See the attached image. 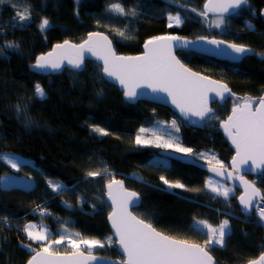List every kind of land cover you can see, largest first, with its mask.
Returning <instances> with one entry per match:
<instances>
[{"label":"trees","instance_id":"16d2710c","mask_svg":"<svg viewBox=\"0 0 264 264\" xmlns=\"http://www.w3.org/2000/svg\"><path fill=\"white\" fill-rule=\"evenodd\" d=\"M15 1L28 8L30 20L23 27L17 26L16 12L0 4V177L31 178L34 186L30 190H8L0 183V264H27L35 253L22 245L39 251L46 244H34L24 235L29 221L36 222L38 228L43 223L51 229L50 239H58L66 226L86 239L104 241L112 236L107 224L110 207L105 199V185L112 176L142 197L140 208L133 212L147 218L165 235L202 245L204 240L191 227L194 220L214 221L216 216L227 219L236 243L227 252L210 251L218 262L246 264L264 253V230L253 223L254 215H241L236 202L239 193L229 206L232 211H226L204 197L207 174L173 161L155 164L153 158L162 159L158 150L135 143L145 120L160 110L165 115H158V120L173 118L179 123L185 147L194 152L211 151L228 166L233 152L218 126L229 115L233 100L223 106L213 105L217 119L206 120L202 130H195L154 103L127 104L118 89L103 79L101 68L94 62H86L81 73L66 70L58 76L41 77L29 71L35 58L55 44L65 40L80 43L91 32L106 34L121 55L140 54L150 38L175 35L242 44L263 56L264 0H248L235 15L225 17V34L209 27L207 17L200 14H208L203 9L206 0ZM113 4L125 9L122 17L113 10ZM131 13L132 17H127ZM177 14L182 17V25L168 27L166 16ZM43 18L49 20L50 27L42 32L39 25ZM9 43L18 47L9 48ZM258 55L236 65L178 53L191 70L225 83L238 97L257 102L264 96V59ZM37 83L45 90L46 98L36 95ZM94 126L104 128L109 135L94 132ZM4 154L19 156L30 165L24 164L16 171L3 162ZM90 171H99L100 175L88 176ZM161 176L184 184L188 190L169 189ZM247 179L262 191L264 199V176ZM50 181L59 182L65 189L53 191ZM220 211L236 213L237 218ZM92 252L113 262L122 261L115 243Z\"/></svg>","mask_w":264,"mask_h":264},{"label":"snow or ice","instance_id":"6c2138e0","mask_svg":"<svg viewBox=\"0 0 264 264\" xmlns=\"http://www.w3.org/2000/svg\"><path fill=\"white\" fill-rule=\"evenodd\" d=\"M7 2L10 0H0V3ZM247 3L248 0H209L205 7L208 11L220 14V18L215 21V26L220 27L226 24L224 13H229L230 9H240ZM112 8L116 12L125 13V9L120 4H113ZM28 13L27 8L23 12L16 13V16L19 17L17 26L23 27V22L29 21ZM168 19L170 21L169 27H172L173 23L179 26L183 22L179 14L169 15ZM48 27H50L49 20L43 18L39 25L40 30L43 32ZM248 27L251 28L252 25L249 24ZM121 35L124 34L121 33ZM190 43L192 42L175 35L157 36L145 43V52L142 56H119L113 50L112 42L107 36L99 32H92L82 43L74 44L65 40L63 43L56 44L52 51L37 57L32 68L40 71L49 69L56 71L64 68L66 62L72 69H81L87 59L85 53H88L98 61H102L103 74L119 83L127 99L135 100L138 95H145V93L137 90L147 88L151 89L153 93H166L170 97L171 103L186 118L189 116L198 117L200 121L217 119L212 114V109L208 107L210 99L208 93L214 92L223 100L227 99L224 93L230 90L226 85H220L216 81H210L207 77L192 72L173 53L174 46L180 44L187 46ZM208 43L219 46L226 42L212 39ZM7 47L14 48L18 45L9 43ZM227 48L231 49L237 57L252 52L248 46L237 43H227ZM35 93L40 99L46 98L45 90L39 83L35 85ZM211 99L214 101L215 97ZM221 126L235 146L236 155L232 160V167L235 172L239 173L240 165L245 164L249 165L244 169L248 173L252 172L254 168L261 169L264 167V97L259 98L255 107H253V101L250 98H245L242 104L236 103L232 109V114L226 121L222 122ZM169 127L174 132L180 131L176 120L171 121ZM92 130L102 136L109 135L104 128L99 126H94ZM144 133H151L152 139L144 138L142 135ZM135 143L172 149L175 152L185 154H192L193 152L191 148L182 147L179 138L172 133H168L167 138H165L163 134L144 127L139 129ZM196 155L198 158L207 160L209 165H216L210 168V171L214 172L216 176H225V165L216 159L214 154L198 153ZM2 158L7 159V156ZM249 162L251 163L249 164ZM8 163L12 168L19 171L15 160H8ZM104 171L107 172V168ZM87 175L98 176L100 172L90 171ZM260 175L264 176V171H261ZM232 176L233 172L227 173V178H232ZM237 178L245 185L247 196H241L240 202L247 213L253 208V198L260 193L242 175ZM160 179L169 188H185V185L178 181L170 182L164 176H161ZM0 180L7 182L4 177H0ZM49 184L53 191L65 189V186L59 182L50 181ZM206 187L225 198L229 196L231 191L219 183L214 184L211 178L206 181ZM107 189V196L113 208L109 220L114 229V236H109L102 241L85 239L80 236V233H74L73 235L78 239H73L72 236L67 238L73 251L61 255L52 246L64 243L65 236L61 235L59 239H50L46 229H37L36 225L28 224L23 229L27 237L32 241H47V243L39 251L31 248L30 245H22L23 248L35 253L27 264H89V261L97 259L93 255L92 249L103 248L106 243L108 245L118 243L122 254L126 257V259L120 262H112V264H214L210 251L215 246L225 247L226 240L232 234L227 219L217 226H213L203 219H195L193 229L206 236L203 246L200 243L165 235L157 231L150 222L138 218L129 211V207L139 201V195L135 191L127 190L123 180L112 179L107 184ZM185 190L188 189L185 188ZM191 190L199 191V189ZM258 215L260 221H264V207L259 208ZM81 245L87 249V253L81 249ZM209 245L212 248H209ZM249 264H264V254H261L258 259L249 261Z\"/></svg>","mask_w":264,"mask_h":264},{"label":"water","instance_id":"95a60500","mask_svg":"<svg viewBox=\"0 0 264 264\" xmlns=\"http://www.w3.org/2000/svg\"><path fill=\"white\" fill-rule=\"evenodd\" d=\"M208 3H209V0H207L206 3L204 4V10L208 14H212V15L220 17L219 13L207 10L205 5H207ZM237 12H238V9L237 10L230 9L229 13H224V17L234 15V13L236 14ZM101 34H103V33H101ZM103 35L106 36L105 34H103ZM87 38H88V35L86 36L85 40ZM108 39H109V37H108ZM184 39H186L188 41H191L192 43L188 44L187 46H184L183 44L174 46L173 53L175 55H176L177 52H189V53H193V54L194 53L195 54H201V55H204L205 57H208V58H211V59H214V60H217V61L227 62V63H231V64H236V65L238 63H241L243 61V58H245L246 56L254 55V52L252 51L251 53H248L245 56L237 57V55L235 53H233L231 49L227 48V42L225 44L217 46V45H213V44L208 43V41L212 40V39H204V38L203 39H196V40H189L187 38H184ZM215 40H219V39H215ZM82 42H80V43H82ZM144 45L142 46V53L140 55H137V56H142L144 54V52H145ZM54 46H52V48L48 52L52 51ZM112 48L114 50L113 44H112ZM48 52H46V53H48ZM46 53H44V54H46ZM115 53H116V51H115ZM41 55H43V54H41ZM41 55H39V56H41ZM117 55H119V54H117ZM39 56H37V57H39ZM85 56L87 57V59L85 60L84 64L82 65L81 69H72L71 66L67 65L66 62H65V67L62 68L61 70H56V71H53V70H50V69L46 70V71H40V70L33 69L32 65L35 63L36 58H37L36 57L34 63H32L29 66V71L31 73L35 74V75L42 76V77H47L49 75H52V76H55L56 74L60 75L61 73H63V71L65 69H67L69 71H72V72H82L84 70V68H85V63L86 62H95V63L99 64V66L101 67L102 61H98L95 57H92L88 53H85ZM119 56H125V55H119ZM131 57H135V56H131ZM101 70H102V68H101ZM191 71L195 72V70L194 71L191 70ZM195 73H197V72H195ZM198 74L200 76L207 77V76L202 75L200 73H198ZM102 76L109 84L115 86L118 89V91L122 94L123 100L126 103L131 104V105H134V104H136L138 102H147V103H150V104L154 103V105L166 108L170 112L174 113L186 125L187 128H191V129H195V130H202L203 129V124H204L205 121H200L198 117L189 116V117L186 118L185 116L181 115L179 109H177L171 103V99H170V97H168L166 95V93H153L151 91V89L141 88V89H138L137 91L141 92V93H145V95H138V97L135 100H129V99H127L124 96V90L122 89V87L119 85L118 82H116V81H114V80H112L110 78H107L103 74V72H102ZM207 79L210 80V81H216L220 85H226L225 83H223L221 81H218V80H214V79H212L210 77H207ZM224 95H225V97L227 99H223L222 100L219 96H216V94L214 92H209L208 96H209L210 99H209L208 107H210L212 109V105H214V104L224 105L228 100H238L239 99L231 90L229 92L224 93ZM212 97H215L214 101L211 99ZM253 107H255V106L253 105ZM232 109H231L230 114L227 116V118L232 114ZM212 114H214V110L213 109H212ZM227 118L224 121H226ZM224 121H222V122H224ZM222 122L219 124V126H218L219 129L218 130H220L224 140L228 143V146L230 147V149L233 152V156L231 158V161H229L228 166L225 167V169H226L225 176H216L214 172L210 171V168L213 167L214 165H208V164L202 163L200 161L198 162V160H196L195 158H193L191 156H188V155L178 154V153H175V152H172V151H167V150H165V151L164 150H160L158 152V155L163 157V158H166L168 160H171V161H177V163L179 162V163H181L183 165H186V166L189 165L190 167L196 168L199 171H202V172H204L207 175L214 176L217 179L223 181V183H226V184L230 185L231 187H233L235 190H237L240 193V195L237 198V204H238L240 213L244 217H250L252 215L253 211H254L255 205L258 202H263L264 201L262 193H261L262 191H260L254 185L259 190L260 195L255 196L253 198V208H252V210L250 212L246 213L244 211V206L240 202V197L241 196H247V193L245 191V185L242 184L241 181L237 177L242 175L245 180L249 181L247 179V177H258V176H261L260 173H261V171H264V167H262L261 169L254 168L252 172L248 173V172H245L244 169L249 167V165L245 164V165H240V169L241 170H240L239 173H237V172H235L233 170L232 160H233V157L236 155L235 146L232 144L230 138L228 137V135L225 133L223 127L221 126ZM250 163L251 162H249V164ZM228 172H233L232 178H227V173ZM117 180H121V179H117ZM249 183H251V181H249ZM107 184L105 185V193H106L105 199H106L107 204L110 207V212H109V214L107 216V224H108V227H109V231L111 232L112 236H114V229L112 228L111 221L109 220V215L112 212L113 208L111 206V201L108 199V196H107V192H108ZM124 187L126 188L125 183H124ZM127 190H129V189H127ZM129 191H131V190H129ZM141 204H142V197L139 195V201L135 202L132 206H130L129 207V211H131L133 213V210L139 208L141 206ZM133 215H135V214L133 213ZM114 239H116V238L114 237ZM115 247H116L117 253L122 257V260L126 259V257H124V255L122 254V251H121L118 243L115 244ZM262 254H264V253H262ZM61 255H64V254H61ZM96 258L97 259L95 261H89V264H112V262H113V261H111L109 259L102 258V257H99V256H96ZM258 258L259 257H257L256 259H258ZM117 262H120V261H117ZM214 264H222V263H220V262H218L217 260L214 259ZM246 264H249V262H247Z\"/></svg>","mask_w":264,"mask_h":264},{"label":"rangeland","instance_id":"374dc122","mask_svg":"<svg viewBox=\"0 0 264 264\" xmlns=\"http://www.w3.org/2000/svg\"><path fill=\"white\" fill-rule=\"evenodd\" d=\"M77 1V3H79L80 2V0H76ZM1 5H9L10 6V8H12L16 13L17 12H23L24 11V9L25 8H27L25 5H23V4H21V3H19V2H17V1H15V0H10V2H7V3H0ZM13 5H15V6H13ZM28 9V8H27ZM120 15H121V17H122V13H120V12H118ZM201 13H203V15H205L207 18L206 19H208V22H209V27L210 26H214V27H216L215 26V21H217L220 17H216V16H211L210 17V15H208V14H206L205 12H200V14ZM29 14V13H28ZM132 13L131 14H128L127 15V17H132ZM172 16H175V15H172ZM168 17L169 16H167V18H166V23H167V25L169 26V23H170V21H169V19H168ZM123 19V18H122ZM30 20V19H29ZM19 21V17H17L16 16V19H15V23H16V25H17V22ZM29 21H26V22H23V24H26V23H28ZM207 22V21H206ZM122 25H123V22H122ZM180 26V25H179ZM172 27H178L177 25H175L174 23H173V25H172ZM218 28V30L221 32V33H227V32H225V30H224V25H221L220 27H217ZM124 29H123V27L122 28H120L119 29V31L120 32H122ZM261 59H264V56H259ZM233 102L234 103H232V107H234L235 105H236V103H243V102H240L239 101V99L238 100H233ZM253 104H254V101H253ZM158 115H165V112L164 111H160V110H157L155 113H152L151 115H149V117L145 120V122H144V124L142 125V127H144V128H148V129H153L154 131H157V132H159V133H161V134H163L164 136H165V138H167V135H168V133H172V135H174L175 137H178L179 138V143H180V145L182 146V147H185L183 144H182V141H181V137H180V131L179 132H174V130H172L170 127H169V125L171 124V121H173V120H175V119H173V118H170L169 120H167V121H161V120H158L157 119V116ZM157 122H159V123H157ZM177 124H178V126H179V123L177 122ZM186 126V125H185ZM179 128H180V126H179ZM136 134H139V131H138V133H136ZM143 135V137L144 138H147V139H152V136H151V133H144V134H142ZM137 136V135H136ZM136 138V137H135ZM139 146H141L142 148H144V147H152L153 149H156V150H158V152L160 151V150H167V151H172V152H175V151H173L172 149H162V148H156V147H154V146H152V145H139ZM175 153H179V154H183V155H187V154H185V153H182V152H175ZM194 153V154H193ZM193 153L192 154H188V155H191V156H193L196 160H198V162L200 161V162H203V163H205V164H208L209 165V163L207 162V160H205V159H203V158H198L197 157V155L196 154H198V153H206V154H214L215 155V157H216V159H218L219 160V158L217 157V155L215 154V153H213V152H211V151H201V152H194L193 151ZM7 156V159H3L2 158V160H3V162L5 163V164H8V166L10 167V168H12L11 167V165H10V163H8V160H15V162L18 164V167L20 168L22 165H24V164H26V165H30V162L29 161H27L26 159H23V158H21V157H19V156H15V155H11V154H4V155H2V157L3 156ZM161 157V156H160ZM162 159H155V158H153V160H152V162L153 163H155V164H158V163H162V164H167V162H168V159H166V158H163V157H161ZM220 161V160H219ZM222 163V162H221ZM223 164V163H222ZM214 165V164H213ZM224 165V164H223ZM214 166H216V165H214ZM12 169H14V168H12ZM14 170H16L17 171V169H14ZM113 178H111V180L112 179H117L116 178V176H112ZM4 178H6V181L7 182H5V180H3V185H2V188H4V189H11V188H18V189H26V188H28L29 187V185L31 184V183H33V186H34V181L31 179V178H18V177H14V176H5ZM209 178H211L212 180H213V182H214V184L215 183H219V184H221V185H223L224 187H226V188H228V189H230L231 191H230V193H229V196L227 197V198H225L223 195H217V193H215V192H212L211 191V189L209 188V187H206V182H205V198H210L211 200H212V202L214 203V205H217V206H219L220 208H223V209H225V208H229V206L231 205L232 206V201H233V199H234V197H236L237 195H238V192H237V190H235L233 187H231V186H229L228 184H226V183H223V181H221V180H219V179H217L216 177H214V176H211V175H208L207 177H206V181L209 179ZM169 189H174V188H169ZM179 189V188H178ZM61 190H57V193L58 192H60ZM178 199V198H177ZM224 202H223V201ZM63 202H64V200H62ZM61 201V202H62ZM217 201H218V203H217ZM237 202V201H236ZM65 203V202H64ZM227 203H229V205L227 204ZM256 211V210H255ZM136 213V212H135ZM145 214H147V210L144 212ZM219 214H220V212H219ZM136 215H137V217H139L140 219H143V220H145L146 221V219L147 218H143L139 213H136ZM234 215L236 216V218H237V214L236 213H234ZM224 219H221V218H219L218 216H216L215 217V220L214 221H208V223H210V224H212L213 226H217V225H219V223L220 222H222ZM147 222V221H146ZM28 224H34V225H36L37 226V223L36 222H34V221H29V222H27L26 224H25V226L26 225H28ZM193 225H194V222L191 224V227H192V230L194 231V232H196L200 237H201V239H203L204 241L206 240V236L205 235H203L201 232H198V231H195L194 229H193ZM261 227H262V229L264 230V221H261ZM41 228H44V229H46L47 230V232H48V234H49V237H51V235L53 234L52 233V231H51V229H49V228H47L43 223H42V225H41ZM37 229H40V228H38L37 227ZM65 229H67V231H65ZM25 233V232H24ZM75 232H73L72 230H70L69 229V227L68 226H66V227H64V231L62 230H60V236L61 235H63V236H65L66 237V239H65V241H64V243H62V244H60V245H53L52 247L54 248V249H60V250H64V251H66V252H68V253H70V252H72L73 251V249H72V247H71V245L69 244V242H68V237L69 236H72V238L73 239H78V237H75L73 234H74ZM24 235H26V237H27V234L25 233ZM59 236V237H60ZM28 238V237H27ZM84 238V237H83ZM59 239V238H58ZM86 239V238H85ZM236 238H235V234L232 232V234H231V236H230V238H228L227 240H226V246L225 247H223V248H221L220 246H215L214 248H212V246L211 245H209L208 247L209 248H212V250H211V252H213V253H222V252H227V251H229V249H234V248H231V247H233V245L235 246V243H236V240H235ZM28 240L29 241H31V242H33L34 244H40V245H43V244H45V243H47V241H32V240H30L29 238H28ZM113 244H111V245H108L107 243L105 244V246L104 247H107V248H109V247H111ZM204 244H202V246H203ZM44 246V245H43ZM32 248V247H31ZM81 249L83 250V251H86L87 252V249L83 246V245H81ZM97 249V248H96ZM236 249V248H235ZM28 250V249H27ZM94 249H92V251H93ZM29 251V250H28ZM30 252V251H29ZM250 257V256H249ZM248 257H246V258H244L245 260L244 261H247L248 259H247ZM253 260V259H252ZM251 261V260H250ZM249 262V261H248ZM247 263V262H246Z\"/></svg>","mask_w":264,"mask_h":264},{"label":"bare ground","instance_id":"6f19581e","mask_svg":"<svg viewBox=\"0 0 264 264\" xmlns=\"http://www.w3.org/2000/svg\"><path fill=\"white\" fill-rule=\"evenodd\" d=\"M207 1V0H206ZM206 3V2H205ZM203 9H204V6H203ZM205 11V10H204ZM238 11H239V9H238ZM167 16H169V15H167ZM167 16H166V18H167ZM210 16H215V15H212V14H210ZM182 24H180V26H181ZM168 26V25H167ZM169 27V26H168ZM92 33V32H91ZM101 33V32H100ZM104 34V33H103ZM88 35V34H87ZM106 35V34H105ZM107 36V35H106ZM179 37H182V38H186V37H183V36H179ZM204 38V37H203ZM203 38H196V39H203ZM110 39V38H109ZM151 39V38H150ZM149 39V40H150ZM187 39H189V38H187ZM196 39H189V40H196ZM204 39H209V38H204ZM111 40V39H110ZM71 42V41H70ZM112 42V41H111ZM147 42V41H146ZM145 42V43H146ZM72 43H74V42H72ZM144 43V44H145ZM75 44H79V43H75ZM113 44V43H112ZM143 44V45H144ZM56 45V44H55ZM142 45V46H143ZM113 47H114V45H113ZM115 50V49H114ZM253 51V50H252ZM254 52V55H252V56H246L245 58H248V57H255V56H257L258 55V53H256L255 51H253ZM117 53V52H116ZM141 53H142V49H141ZM140 53V54H141ZM178 53H183V52H177L176 53V55H177V57H178ZM118 54V53H117ZM140 54H137V55H140ZM195 54V53H194ZM119 55H121V54H119ZM137 55H125V56H137ZM198 55H201V54H198ZM201 56H204V55H201ZM258 56H260V55H258ZM208 58V57H207ZM245 58H243V60L245 59ZM178 59H179V57H178ZM95 63V62H94ZM97 64V63H96ZM85 65H86V63H85ZM98 66H99V64H97ZM100 67V66H99ZM101 68V67H100ZM85 69V68H84ZM67 69H65L64 71H63V73L66 71ZM67 71H69V70H67ZM102 71V70H101ZM70 72H72V71H70ZM83 72V71H82ZM31 73V72H30ZM63 73H61V74H63ZM74 73H81V72H74ZM33 74V73H32ZM60 74V75H61ZM35 75V74H34ZM57 75V74H56ZM55 75V76H56ZM38 76V75H37ZM49 76H52V75H49ZM58 76V75H57ZM42 77V76H41ZM48 77V76H47ZM103 77V76H102ZM104 79V78H103ZM213 79V78H212ZM105 80V79H104ZM214 80H216V79H214ZM106 81V80H105ZM107 82V81H106ZM108 83V82H107ZM238 97V96H237ZM239 98V101L240 102H243L244 101V99L245 98H248V97H238ZM252 101H254V106H256V102L257 101H255V100H252ZM138 103H147V102H138ZM138 103H136V104H138ZM128 104V103H127ZM136 104H134V105H136ZM131 105V104H130ZM215 105V104H214ZM217 105H219V104H217ZM219 106H223V105H219ZM212 109H213V105H212ZM214 110V109H213ZM231 112V111H230ZM230 114V113H229ZM218 129H219V127H218ZM180 137H181V135H180ZM179 154V153H178ZM168 161H171V160H168ZM173 162H176L177 163V161H173ZM177 164H180V165H183V164H181V163H177ZM183 166H186V165H183ZM238 205V204H237ZM264 206V201L263 202H258L256 205H255V208H254V210H258L259 208H262ZM224 210H226V211H232L230 208H225ZM226 213V212H224V211H220V214H224V215H228V216H231L232 218H236V216L235 215H233V214H230V213ZM253 223L255 224V225H258L259 227H261V221H260V219H259V215H256V216H254V220H253ZM262 228V227H261ZM256 259V258H255ZM254 260V259H253Z\"/></svg>","mask_w":264,"mask_h":264},{"label":"crops","instance_id":"0c3cea01","mask_svg":"<svg viewBox=\"0 0 264 264\" xmlns=\"http://www.w3.org/2000/svg\"><path fill=\"white\" fill-rule=\"evenodd\" d=\"M234 15H235V13H234ZM231 16H233V15H231ZM216 17H218V16H216ZM228 17V16H227ZM215 29H218L217 27H215ZM220 40V39H219ZM226 42V41H225ZM228 43V42H227ZM264 56V55H263ZM233 108V107H232ZM231 108V109H232ZM228 144V143H227ZM230 148V147H229ZM225 167H227V166H225ZM259 177V176H258ZM3 180H1V187H2V185H3ZM230 186V185H229ZM31 188H33V183H31L30 185H29V187L28 188H26L25 190H30ZM238 192V191H237ZM239 193V192H238ZM239 195H240V193H239ZM64 203L62 202V205H63ZM140 208V207H139ZM239 208V207H238ZM134 211V210H133ZM134 213V212H133ZM135 214V213H134ZM242 215V214H241ZM252 215H254V211H253V213H252ZM251 215V216H252ZM137 216V215H136ZM250 216V217H251ZM244 217V216H243ZM139 218V217H138ZM247 218V217H246ZM38 226V225H37ZM158 231V230H157ZM112 235V234H111ZM116 244V243H115ZM60 254H64V253H60ZM65 254H67V253H65Z\"/></svg>","mask_w":264,"mask_h":264},{"label":"built area","instance_id":"2783aa9c","mask_svg":"<svg viewBox=\"0 0 264 264\" xmlns=\"http://www.w3.org/2000/svg\"><path fill=\"white\" fill-rule=\"evenodd\" d=\"M264 207V206H263ZM259 210V209H258ZM258 210H254V216L258 215Z\"/></svg>","mask_w":264,"mask_h":264},{"label":"flooded vegetation","instance_id":"af4514ba","mask_svg":"<svg viewBox=\"0 0 264 264\" xmlns=\"http://www.w3.org/2000/svg\"><path fill=\"white\" fill-rule=\"evenodd\" d=\"M193 153V152H192ZM188 156H190V155H188ZM191 157H193V156H191ZM194 158V157H193Z\"/></svg>","mask_w":264,"mask_h":264}]
</instances>
